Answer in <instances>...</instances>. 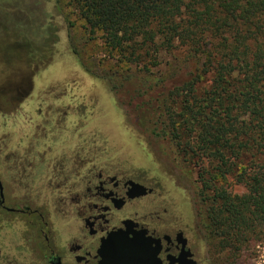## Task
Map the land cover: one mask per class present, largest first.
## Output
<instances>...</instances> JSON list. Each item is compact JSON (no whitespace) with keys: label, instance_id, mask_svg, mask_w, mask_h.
I'll return each instance as SVG.
<instances>
[{"label":"trees","instance_id":"trees-1","mask_svg":"<svg viewBox=\"0 0 264 264\" xmlns=\"http://www.w3.org/2000/svg\"><path fill=\"white\" fill-rule=\"evenodd\" d=\"M70 4L90 34H100L108 55L140 66L139 74L158 67L152 52H181L182 63L158 79H113L89 72L71 49L125 112L134 141L150 142L160 161L173 165L176 149L200 154L216 163L222 180L227 174L244 188L240 195L212 189L201 176L192 198L214 249L235 259L244 248L264 245V0ZM167 166L157 167L165 172Z\"/></svg>","mask_w":264,"mask_h":264},{"label":"flooded vegetation","instance_id":"flooded-vegetation-1","mask_svg":"<svg viewBox=\"0 0 264 264\" xmlns=\"http://www.w3.org/2000/svg\"><path fill=\"white\" fill-rule=\"evenodd\" d=\"M33 82L0 89V264H103L123 240L156 258L139 264H214L192 195L172 202L165 172L140 169L120 140L92 131L72 83Z\"/></svg>","mask_w":264,"mask_h":264},{"label":"rangeland","instance_id":"rangeland-1","mask_svg":"<svg viewBox=\"0 0 264 264\" xmlns=\"http://www.w3.org/2000/svg\"><path fill=\"white\" fill-rule=\"evenodd\" d=\"M71 49L77 53L82 65L100 78L114 79L130 74L141 79H158L183 61L181 52H152V56L158 57V67H151L149 75L139 74L140 66L122 59L117 53L108 55L100 34H90L70 0H0V89L4 88L5 81L14 83L23 75L30 77L36 89L42 91L47 90L46 85L52 80L69 81L73 84L69 89L74 90L76 97L73 105L86 107L89 116L85 121L89 128L120 140L124 159L151 172L159 170L158 163L168 165L164 173L166 178L163 176L160 183L172 202L178 205L186 206V200L194 195L196 187L202 188V179L210 181L212 189L223 187L239 195L245 192L244 188L235 187L232 177L227 174L226 180H222L216 163L200 154L186 155L176 149L177 158H174L173 165L160 161L150 142L134 141L126 131L129 126L125 112L101 83L79 64ZM87 97L92 101L82 104ZM0 101H3L1 95ZM1 104L5 105V102ZM4 111L7 112V106L0 112V140H7V113ZM207 196H212V190ZM209 246L214 264H264V245L260 243L244 248L235 259L229 252H217L213 239L209 240Z\"/></svg>","mask_w":264,"mask_h":264},{"label":"water","instance_id":"water-1","mask_svg":"<svg viewBox=\"0 0 264 264\" xmlns=\"http://www.w3.org/2000/svg\"><path fill=\"white\" fill-rule=\"evenodd\" d=\"M115 237H112L107 242V247L110 245V243L113 244L114 242H117ZM116 249L118 250H116L114 253H109L104 256L103 264H139V260L143 258L152 260L156 259L154 256H143L141 251L144 250V248L138 246L135 240H123V242L120 244V247Z\"/></svg>","mask_w":264,"mask_h":264}]
</instances>
